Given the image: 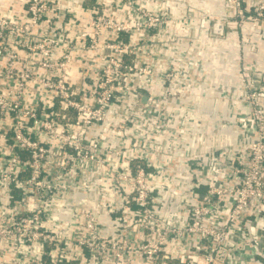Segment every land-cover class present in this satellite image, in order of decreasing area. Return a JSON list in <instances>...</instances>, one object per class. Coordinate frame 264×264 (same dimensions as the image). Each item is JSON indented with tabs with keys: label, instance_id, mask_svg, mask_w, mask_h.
<instances>
[{
	"label": "built area",
	"instance_id": "obj_1",
	"mask_svg": "<svg viewBox=\"0 0 264 264\" xmlns=\"http://www.w3.org/2000/svg\"><path fill=\"white\" fill-rule=\"evenodd\" d=\"M135 1L0 10V264H250L251 241L263 264L264 72L241 80L250 145L223 163L226 178L203 180L198 116L171 103L187 101L189 62L180 41L155 39L165 17L119 15ZM227 3L241 28L264 22V0ZM153 42L173 56L156 59ZM171 148L194 151L190 199L173 193ZM162 193L180 218L165 217Z\"/></svg>",
	"mask_w": 264,
	"mask_h": 264
},
{
	"label": "crops",
	"instance_id": "obj_2",
	"mask_svg": "<svg viewBox=\"0 0 264 264\" xmlns=\"http://www.w3.org/2000/svg\"><path fill=\"white\" fill-rule=\"evenodd\" d=\"M20 7L21 0H0L3 13H17ZM138 7L148 8L166 18L157 31L160 36H155V39L165 36L180 41L179 52L189 62L188 73L193 87L187 95V101L171 103L185 107L198 116L197 126L203 134L195 151L204 159L200 168L201 178H226L228 171L225 162L233 154H244L256 128L254 118L242 100L241 80L243 70L248 66L251 69L253 67L255 77L260 78V72H264V22L241 28L234 20V10L227 0H136L131 5L125 3L120 6L119 15L138 18ZM218 24L222 25L220 32L216 30ZM157 44L151 43L148 53L153 52L156 59L173 56V53L159 51ZM173 126L176 127V124ZM170 152L176 161L168 172V178L180 182V190L173 189V193L184 195L183 199H190L193 180L184 159L194 151L171 148ZM220 164H223L222 167ZM204 166L208 167L207 173L203 172ZM170 195H161L165 217L180 218L183 212L176 206H183L174 203ZM178 200L182 198L178 197ZM221 204L227 207L228 201L222 199ZM253 229L264 234V224L260 222H255ZM245 250L241 257L250 264H258L256 242H247ZM260 262L264 264V259Z\"/></svg>",
	"mask_w": 264,
	"mask_h": 264
},
{
	"label": "water",
	"instance_id": "obj_3",
	"mask_svg": "<svg viewBox=\"0 0 264 264\" xmlns=\"http://www.w3.org/2000/svg\"><path fill=\"white\" fill-rule=\"evenodd\" d=\"M217 32H220L222 30V25L218 24L216 25Z\"/></svg>",
	"mask_w": 264,
	"mask_h": 264
},
{
	"label": "trees",
	"instance_id": "obj_4",
	"mask_svg": "<svg viewBox=\"0 0 264 264\" xmlns=\"http://www.w3.org/2000/svg\"><path fill=\"white\" fill-rule=\"evenodd\" d=\"M90 3L92 4V1H90ZM119 104H121V102L115 103L116 106H119Z\"/></svg>",
	"mask_w": 264,
	"mask_h": 264
}]
</instances>
